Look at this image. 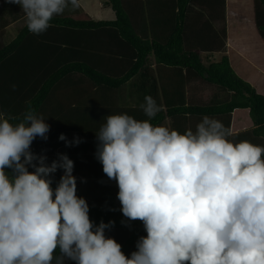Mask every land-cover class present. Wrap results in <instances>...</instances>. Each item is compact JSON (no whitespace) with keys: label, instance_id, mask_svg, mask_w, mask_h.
I'll return each mask as SVG.
<instances>
[{"label":"clouds","instance_id":"1","mask_svg":"<svg viewBox=\"0 0 264 264\" xmlns=\"http://www.w3.org/2000/svg\"><path fill=\"white\" fill-rule=\"evenodd\" d=\"M7 2L20 6L35 35L80 7L79 0ZM140 108L149 119L111 114L95 133L96 159L118 186L123 216L147 233L130 257L106 235L114 222L90 219L74 162L58 154L48 164L31 150L37 137L48 138L45 117L31 104L17 123L0 112V264H264V146L233 142L207 115L183 134L153 125L161 109L151 96Z\"/></svg>","mask_w":264,"mask_h":264},{"label":"trees","instance_id":"2","mask_svg":"<svg viewBox=\"0 0 264 264\" xmlns=\"http://www.w3.org/2000/svg\"><path fill=\"white\" fill-rule=\"evenodd\" d=\"M140 4L109 0L107 6L114 11L115 21L77 20L74 16L82 12L81 7L69 9L68 15L54 17L51 27L40 35L28 31L19 5L6 1L0 7V12L13 20L18 21V13L23 15L19 21L24 20L11 42L3 44L0 39V112L17 123L14 118H20L31 104L45 117L50 125L48 138L37 137L31 150L46 156L48 164L58 159V154H66L74 162L73 174L90 178L89 193L79 197L86 199L94 225L114 222L106 235L121 244L128 257L147 233L141 221H128L123 216L119 190L109 184L96 159L95 133L106 116L127 113L137 120L149 119L140 105L145 96H151L161 110L150 122L168 127L169 121L171 129L183 134L187 129L195 130L205 115L230 130L234 111L249 109L253 127L229 139L264 146V96L235 72L229 60L227 0H146ZM254 5L256 27L264 40V0H254ZM162 13L170 16L169 32L158 38L163 31ZM135 18L142 20V27ZM103 33L107 40H101L99 34ZM116 38L124 44V51L107 53L99 63V47L105 42L115 44ZM203 38L206 46L201 47ZM152 56L156 58L155 69L150 64ZM118 65L128 69L113 73L111 67ZM195 79L213 85L223 98L204 104L189 102L187 88ZM61 134L68 141L79 138L81 142L66 146L59 139ZM62 175L58 169L50 177L53 189Z\"/></svg>","mask_w":264,"mask_h":264},{"label":"crops","instance_id":"3","mask_svg":"<svg viewBox=\"0 0 264 264\" xmlns=\"http://www.w3.org/2000/svg\"><path fill=\"white\" fill-rule=\"evenodd\" d=\"M108 1L82 0L80 2L82 12L75 15L74 18L77 20L115 21L116 15L112 8L107 6ZM127 2L130 5L142 6L140 2L145 4L146 0H127ZM226 10L228 26L227 52L231 66L242 79L249 82L259 94L264 96V40L256 27L254 0H227ZM169 17L165 13L160 15L163 23L161 29L163 31L157 35L158 38L168 36ZM135 20L141 27L143 26L140 18H135ZM99 36L101 40H107L105 33L103 35L99 34ZM93 38L96 43V35ZM203 46H206L204 38L201 47ZM198 49L202 51V48L198 47ZM121 51H124V44L117 38L115 39V44H106L105 42L99 47L100 53H120ZM203 57L207 59V54H203ZM150 62L152 68H157L154 56L150 58ZM223 96L221 91L201 79L191 81L187 88V98L191 103L204 104L212 99H221ZM166 125L170 128L169 121ZM252 127L253 121L249 109L234 111L230 128L231 135L241 133Z\"/></svg>","mask_w":264,"mask_h":264},{"label":"rangeland","instance_id":"4","mask_svg":"<svg viewBox=\"0 0 264 264\" xmlns=\"http://www.w3.org/2000/svg\"><path fill=\"white\" fill-rule=\"evenodd\" d=\"M6 1L7 0H0V7L3 5V4H6ZM19 12H23V11H21V9H20V11ZM66 13H64L65 15H68L69 13H67V11H65ZM22 14H17L16 16H17V18H19L18 19V21H16V20H13L12 19V17L9 15V14H6L5 12H0V28H2L3 30L2 31H0V39H1V42L3 43V44H8L9 42H11L14 38H16V36H17V34L19 33V31H20V29H21V27L23 26V24L22 25H20L19 26V23H21V22H23V21H19L20 19H22L21 17L23 16H21ZM99 15V14H98ZM14 18H15V15L13 16ZM4 21H6L7 22V24H4V25H6L4 28H3V22ZM3 25V26H2ZM110 42V41H109ZM108 44V43H107ZM96 54H97V52H95ZM102 56H105V57H107V52H103V53H101L100 54V59H99V63H100V60H101V57ZM106 59V58H105ZM111 69H113L112 70V72L113 73H117V74H119V73H123V72H125L128 68H127V66H123L122 68H121V66H112L111 67ZM191 88H192V86H191ZM193 89V88H192ZM193 91H194V89H193ZM70 158V157H69ZM62 172H63V170H62ZM54 175V174H53ZM52 175V176H53ZM75 177H76V180H77V195L78 196H86L87 195V193H89V189H90V186H92V184L90 183V178H88V176H86V175H79V174H73ZM51 176V177H52ZM109 180V184L111 185V186H113V187H115L116 189H118V186H117V184H116V182L114 181V180H110V179H108ZM119 190V189H118ZM74 264V263H73Z\"/></svg>","mask_w":264,"mask_h":264}]
</instances>
